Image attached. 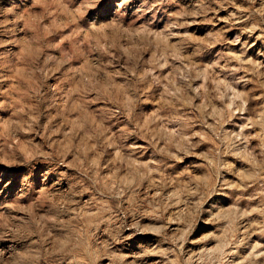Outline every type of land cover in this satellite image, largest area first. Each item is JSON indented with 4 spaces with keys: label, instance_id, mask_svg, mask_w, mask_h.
<instances>
[{
    "label": "rangeland",
    "instance_id": "obj_1",
    "mask_svg": "<svg viewBox=\"0 0 264 264\" xmlns=\"http://www.w3.org/2000/svg\"><path fill=\"white\" fill-rule=\"evenodd\" d=\"M0 264H264V0H0Z\"/></svg>",
    "mask_w": 264,
    "mask_h": 264
}]
</instances>
